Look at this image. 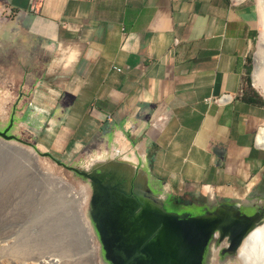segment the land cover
I'll return each instance as SVG.
<instances>
[{"label": "crops", "instance_id": "obj_1", "mask_svg": "<svg viewBox=\"0 0 264 264\" xmlns=\"http://www.w3.org/2000/svg\"><path fill=\"white\" fill-rule=\"evenodd\" d=\"M0 11L19 59L47 52L40 75L26 64L21 76L47 123L37 146L74 154L124 134L143 144L146 185L168 210L195 200L189 213H200L207 203L182 199L197 191L264 210V107L246 82L250 0H0Z\"/></svg>", "mask_w": 264, "mask_h": 264}, {"label": "rangeland", "instance_id": "obj_2", "mask_svg": "<svg viewBox=\"0 0 264 264\" xmlns=\"http://www.w3.org/2000/svg\"><path fill=\"white\" fill-rule=\"evenodd\" d=\"M250 1L255 8L257 28L254 34L252 49L247 59L248 75L246 82L253 89L257 101L264 107V15L262 16V11L260 10V0ZM10 34L11 30L4 24V12L0 11V128L6 125L11 114H13L15 122L11 128V133L22 139L25 144L16 143L30 151L50 153L48 150L36 145L35 136L38 133V129L39 127L44 128L47 123L45 119L38 118L31 113L29 109L31 94L29 92L25 94L27 91H24L25 89L21 85L22 72L25 71L23 66L26 64L27 67L32 66V69L28 68V70H32L35 75H40L42 64L47 59V52L44 49L38 48L36 60H21L19 59V54H21L23 46L19 43L15 44L14 38ZM38 93L41 96H50V93L43 88H40ZM21 97L24 99L22 98V101L19 102ZM116 150H119V152L121 150V153H117ZM140 150L143 151L142 144L136 141L131 145L124 134L120 140L116 136H110L105 139L93 137L74 154L64 153L54 155L50 153L62 165H57L47 157L37 156L35 157V161H32L22 155H16L7 149H0V191L5 189V192H2L3 194L12 191L13 187L14 197L12 196L11 198H14V200L12 199L13 206L16 204L14 206L16 210H12V213L14 212L13 214L11 213L12 215L9 213L6 217L1 218V242L3 243L4 241L6 246L8 245L6 244L7 242L12 243V240L15 239L14 237L21 239L28 231L29 233L27 232V234H29L30 239L28 248L32 250L30 251L31 253L38 252L43 255H52L55 258H59L61 264H106L101 258L100 245L97 238L93 237V230L92 232L88 229H86V232L80 230L82 233L80 235L81 242H78L75 231L68 229L70 218L68 219L67 212L64 209H70L78 226L81 224L87 227L86 222L84 223L83 221H86V218L89 220L90 203H87L88 200L84 201V196H87V199H89L91 188L90 181L87 178L77 175L69 168L85 165L92 159L94 160V158L96 160L107 161L113 156L114 159L117 158L116 160L122 162L121 157L126 153L128 157L135 156L136 163L134 167L136 172H138L142 169V162L146 158L145 153L143 155L140 154ZM114 152L116 153L114 154ZM99 155L101 156L99 157ZM28 196L29 198H27ZM193 196L197 197V199L200 198L211 206L216 202V200L210 199L203 191H197L189 195L183 194L182 199H191ZM22 200L24 201L22 202ZM49 200L53 201V203L49 202ZM28 208L30 209L27 213L25 210L28 211ZM244 208H250L249 203H244ZM39 211L45 214L40 213L37 217L33 216L38 214ZM262 212L258 223H261L264 219V210ZM28 214L30 216L32 214L33 218H30ZM10 215L13 218H9ZM43 215H45V219ZM64 216H66L67 220L61 218ZM40 217H42V220L39 219V221L41 220L39 222L37 219ZM30 220L32 221L30 222L32 226H28ZM57 222L59 227L56 225ZM41 223H44L42 224L43 226H47L46 223L50 225L46 228ZM17 230L20 231V234H24L21 237H17L16 235L19 233ZM24 230L27 231L24 232ZM37 233L42 235H37ZM3 237H6V241ZM8 237L10 240L12 239L11 237L13 239L10 241ZM51 237L54 240H51ZM18 239H15V241ZM5 249L0 250V256L5 255L2 260L0 259V264H18L20 259L23 262V257L19 258L21 256H16L15 259L17 260H14V255L9 254V251ZM227 251L224 246L220 245V241L215 240L214 236L211 235L204 250L202 264H237L236 251Z\"/></svg>", "mask_w": 264, "mask_h": 264}, {"label": "bare ground", "instance_id": "obj_3", "mask_svg": "<svg viewBox=\"0 0 264 264\" xmlns=\"http://www.w3.org/2000/svg\"><path fill=\"white\" fill-rule=\"evenodd\" d=\"M260 2H261L260 10L262 11V16H263L264 15V12H263L264 0H260ZM256 139H257V143L261 147H264V125L259 128ZM116 152L118 153L119 150H116ZM116 152H114V154ZM119 153H121V150ZM143 153L144 152L140 150V154L143 155ZM100 156L101 155H99V157ZM116 159H114L113 156L111 157L110 160H107V161L106 160L101 161L98 159L96 160L94 158V160L92 159L89 163L79 166L78 168H80V170H84L88 172L89 174L93 176L101 178L100 179L101 182L105 186L109 187V189L105 190V196H103V193H104L103 188L99 186L98 182L91 180L89 199H87V196H84V201L88 200L87 203L89 202L90 204L93 205L95 209L94 216H96L97 221L101 224L102 228L104 229L102 230L106 231L105 239L109 247L113 249L111 257L114 260L115 264H132V259L136 257L137 251L141 249L140 247H137V244H139L141 242L142 237H144L143 233H139V226L145 227L144 225L149 223L151 224V228L154 229L160 221H163L164 224L166 223L167 219L164 218L163 215L166 216L167 214L164 213V210L161 206V201H162L161 196L151 194L148 191V189L145 187L146 178H145L144 171L140 169L138 172H136L135 167H134L135 166L134 164L136 163L135 156L132 155L128 157V155H126L125 153L121 157V159L123 160L122 162ZM98 169H100V171H97ZM91 182H92V185H91ZM11 190L12 191L6 190L9 192L3 193V194L2 192H5V189L0 191V222H1V218L6 217V215H9V213L11 214L12 210L14 209L16 210V208L14 207L16 204H14L13 206L14 198H11L14 194L13 187ZM110 194H112L116 199H118L125 205L119 204L120 205L119 207L118 204L114 203V205L111 207L110 201L107 198V196L109 197ZM24 198L26 199L25 196ZM27 198H29V196ZM23 201L24 200H22V202ZM145 204H148L152 209L151 211H149L148 209V213L146 212V210L142 209L145 207ZM97 206H100V207L97 208ZM238 208H239V203H236L234 206L220 205L219 207L220 210L233 211L232 216H231L232 218L229 221L226 220L224 223H216V224L211 223V224L204 225L203 227L196 225L202 228L200 230V233L189 232L187 234L186 231L183 230L180 233L182 235H180L173 229L174 228L173 226L167 225V226H170L171 230L164 229L163 231H161L159 235L157 236L159 237V241L155 242L159 244L161 259L162 260L164 259L165 264H199V257L201 255L202 246L204 244L205 239L211 234L212 236H214L215 239L220 241V245L224 246L226 250L230 252L236 251L237 264H264V219L261 223H258L263 212H258L256 215L252 216L251 218H245V216H242V217L237 216ZM29 209L30 208H28V211L25 209L24 210L25 212L28 213ZM64 210L66 212L68 211L66 209ZM155 211L157 212L155 213ZM40 213L42 212L39 211L38 214H35L33 216L37 217V215H39ZM32 214L31 216L30 214H28L30 218L31 217L33 218ZM42 214H45V213H42ZM11 215L9 216V218L10 217L13 218V216ZM43 216L45 219V215ZM171 216H175V215H171ZM210 217L214 218L213 214H207L205 218H210ZM61 218L67 220L66 216L61 217ZM69 218L70 217L68 216V219ZM139 218H141L142 220L140 221ZM145 218L147 220H145ZM39 219L42 220V217L38 218L37 220L39 221ZM14 220H15V217H14ZM87 221L88 220L86 218V221H83V222L84 223L86 222L87 224ZM192 221L193 222H199V221L208 222L209 219L203 218V219L190 220V222ZM30 222L32 221L30 220L28 222L29 225L28 223L26 224L30 226L31 225ZM68 222L70 223V221ZM21 224H22V221H21ZM42 224L44 223H41V225ZM46 225L49 226L50 224L48 225L46 223ZM131 225L135 226L136 229L138 230L136 231L132 229L129 235L123 236V233L126 231L127 227ZM47 226H43V227L47 228ZM215 226H217L218 228L216 230H212ZM87 227L85 228L87 229ZM19 230H17L19 232V233L17 232L19 235L16 233L17 237H21V235L24 234V233L20 234L21 230L20 231ZM26 231L24 230V232ZM27 232L24 235V237L22 236L23 239L19 238L20 239L19 242H18L19 240L18 238L14 237L15 239H18L15 241V239L12 240L13 237H11L12 243L7 242L6 244L8 245L9 243L11 244L9 246L6 245L8 246L6 249H5L6 246L4 244L5 242L3 241L2 243L0 240V250L2 249L8 250L9 254L14 255V260H17L15 259L16 256L18 257L21 256L19 258L23 257L24 258L23 262H21L22 259H20L18 264H59L61 262L59 258H55L52 255H43L38 252L31 253L30 251L32 250L28 248L30 239H29V234H27ZM42 232H43V229H42ZM46 233L45 235L48 234ZM0 235H2V233ZM37 235H42V234L37 233ZM33 238L35 237L33 236ZM128 239L130 240L128 241ZM135 239L136 241H134ZM51 240H54V239H52L51 237ZM132 240L134 241V243H130ZM3 256L2 257L0 256L1 260L2 258H4Z\"/></svg>", "mask_w": 264, "mask_h": 264}, {"label": "water", "instance_id": "obj_4", "mask_svg": "<svg viewBox=\"0 0 264 264\" xmlns=\"http://www.w3.org/2000/svg\"><path fill=\"white\" fill-rule=\"evenodd\" d=\"M13 123H14V116H13V114H11L6 125L3 126L2 128H0V149H7L16 155H22L23 157L29 158L32 161H35V157H37V156L47 157V158H50L51 161L55 162L57 165H62V163L59 160L54 158L48 152H38L37 153L35 151H30V150L26 149L22 145L17 144V143L25 144V142L22 139H20L19 137H17L16 135L11 133V128L13 127ZM69 169L73 170V172H75L77 175L84 177V178H87L89 181L93 180V181L98 182L99 186L103 188V190H104L103 196H105V190L109 189V187L105 186L101 182V180H100L101 178L93 176L84 170H80V168H78V167H70ZM97 171H100V169H98ZM144 174H145V172H144ZM91 185H92V182H91ZM145 187L150 192L148 186L146 185V182H145ZM151 194H153V193H151ZM153 195H155V194H153ZM50 198H52V197H50ZM107 198L110 201L111 207L114 205V203H116L118 205L119 204L125 205L124 203H122L121 201L116 199L112 194H110L109 197L107 196ZM49 202L53 203V201H51V200H49ZM99 205H100V203H99ZM226 205L227 206H234L235 204H231V205L226 204ZM161 206L164 210V213L167 214L166 216L163 215L164 218L167 219V221L165 224L163 223V221H160L154 229L151 228V224H149V223L144 225L145 227L139 226V233H143L144 237H142L141 242L139 244H137V247H140L141 249H139L137 251L136 257H134L132 259V264H165L164 259L162 260L160 257L159 244L155 243V242L159 241V237H157V236L164 229L171 230L170 226H173L174 227L173 229L179 234L183 230H185L187 234L189 232L200 233V230L202 229L201 227H203L204 225L211 224V223H215V224L216 223H224L226 220L229 221L232 218L231 216L233 213V211H231V210H220L219 209L220 205H217L215 208H213L212 210H208V211L203 209L200 213H197V214H190L189 212L178 213V212L167 210L164 207L162 201H161ZM99 207L100 206H97V208H99ZM119 207H120V205H119ZM142 209L146 210L147 213H148V209H149V211L152 210L148 204H145V207ZM67 210H68L67 215L68 216L70 215L69 216L70 217V224L68 226V229H72L73 231H75V233L77 235L76 238H78V242H81L80 235L82 233L80 232V230H83L84 232H86L87 230H86L84 225L79 224V226H78L75 217H73V215L70 212V209H67ZM94 211H95V209H94L93 205L90 204V206H89V220L87 221V225H88L87 229L91 230V232L93 230V232H94L93 237L95 236V238H97V240L99 242L101 258L103 259V261L106 262V264H115L114 260L111 257L113 249L109 247V245L105 239L106 231H103L104 229L102 228L101 224L97 221L96 216H94ZM156 212L157 211H155V213ZM258 212L259 211H254L253 214L250 213L251 215L247 214V213L241 211L240 204H239L237 216H239V217L245 216V218H251L252 216L256 215ZM109 213H110V211H109ZM207 214H213L214 218H212V217L205 218ZM171 215H175V216H171ZM185 216H186V218H185ZM203 218L209 219V221L208 222H203V221H199V222H193L192 221V222H190V220H193V219H203ZM139 219H140V221L142 220L141 218H139ZM145 220H147V219L145 218ZM145 220H144V222H145ZM58 221H60V220H58ZM56 225H57V227H59L58 222L56 223ZM167 225H170V226H167ZM196 225H199L201 227L196 226ZM217 228L218 227L215 226L212 230H216ZM132 229H134L136 231L138 230V229H136L135 226L131 225V226L127 227L126 231L123 233V236L129 235ZM180 235H182V234H180ZM210 238H211V234L204 241V244L202 246L201 255L199 257V264H202L204 250H205V247H206ZM129 240L130 239H128V241ZM134 241H136V239ZM134 241L132 240L130 243H134Z\"/></svg>", "mask_w": 264, "mask_h": 264}, {"label": "flooded vegetation", "instance_id": "obj_5", "mask_svg": "<svg viewBox=\"0 0 264 264\" xmlns=\"http://www.w3.org/2000/svg\"><path fill=\"white\" fill-rule=\"evenodd\" d=\"M205 203V202H204ZM180 204V203H179ZM182 205L185 207V208H188V210H184V211H177V210H172V211H174V212H178V213H182V212H192V210H196L197 208H198V205H199V203H198V201H195V200H188L187 202H182ZM217 205H226L225 203H218V204H212V206L211 205H209V204H207V205H205L203 208L206 210V211H208V210H212L213 208H215ZM165 208L168 210V208H170L169 207V205L168 204H166V206H165ZM171 211V210H170ZM255 211H259V212H262L261 210H255ZM250 214V213H249ZM251 214H253V212L251 213ZM250 214V215H251ZM210 240V239H209ZM215 240H217V239H215Z\"/></svg>", "mask_w": 264, "mask_h": 264}]
</instances>
